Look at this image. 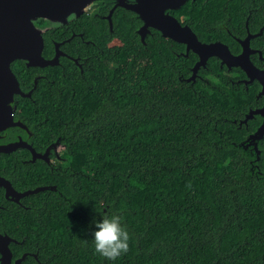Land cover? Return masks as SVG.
Returning <instances> with one entry per match:
<instances>
[{
  "label": "trees",
  "instance_id": "1",
  "mask_svg": "<svg viewBox=\"0 0 264 264\" xmlns=\"http://www.w3.org/2000/svg\"><path fill=\"white\" fill-rule=\"evenodd\" d=\"M97 3V16L84 12L42 34L44 59L52 55L51 41L77 53L65 41L70 28L101 41L96 56L85 51L82 73L67 59L43 69L10 64L21 92L31 91L29 98H13L21 119H13L14 127L29 128L33 147L46 148L39 156L63 146L54 164L17 168L26 189L53 190L29 195L12 212L0 210V227L14 240L11 258L24 255L20 264H264V137L258 154L244 148L262 118L242 123L262 106L260 85L244 83L240 68L220 67L214 58L187 82L195 54L186 57L182 44L154 29L141 42L140 20L123 8L114 10L110 27L98 17L110 4ZM168 14L200 42H220L233 54L246 28L262 29L251 44L264 57V0H188ZM112 40L117 45L107 48ZM252 63L264 71V61ZM104 215L119 216L129 236L128 251L115 260L95 253L91 243L92 221Z\"/></svg>",
  "mask_w": 264,
  "mask_h": 264
},
{
  "label": "water",
  "instance_id": "2",
  "mask_svg": "<svg viewBox=\"0 0 264 264\" xmlns=\"http://www.w3.org/2000/svg\"><path fill=\"white\" fill-rule=\"evenodd\" d=\"M100 1L114 2L107 16L109 22L112 12L117 7L134 13L142 22V26L136 30L141 42L148 35L149 29H154L159 32L161 38L185 45L186 52L191 51L195 54L197 61L187 82L194 81L198 69L205 67L209 58L218 59L220 66H225L228 70L240 68L247 78L244 83L256 81L260 85L258 96L263 97V103L261 108L249 111L242 123L254 115L262 118L261 125L248 137L244 145V148L252 146L255 153H259L256 144L264 137V71L256 68L248 59L250 54L248 39L261 33L238 40L242 48L239 55H232L228 47L220 42L202 43L187 25L182 26L167 13L180 9L188 0H133L130 4H126L124 0H0V131L19 126V123L13 121L14 95L29 98L31 94V91L26 94L21 92L10 64L21 60L25 62L27 68L53 67L58 65V59L63 55L57 49L59 44H55L54 56L49 60L42 57L44 47L42 34L46 30L36 27L35 22L41 18L61 23L71 16L77 19L86 11L88 5ZM109 26L111 27V22ZM17 145L0 146V153H8L18 147ZM46 189L53 190L37 188L21 196L36 194ZM10 242L14 241L0 235V264H11V252L8 247ZM24 257L23 255L15 260L13 264H20Z\"/></svg>",
  "mask_w": 264,
  "mask_h": 264
},
{
  "label": "flooded vegetation",
  "instance_id": "3",
  "mask_svg": "<svg viewBox=\"0 0 264 264\" xmlns=\"http://www.w3.org/2000/svg\"><path fill=\"white\" fill-rule=\"evenodd\" d=\"M101 2H105V1H101ZM107 2H108V4H110V7H109L107 13L103 16H98V17L99 18L102 17L103 20L106 22V24L109 25L110 22L107 19V16H108L111 8L114 5V2H111V1H107ZM127 2H128V4H130L133 2V0H127ZM97 4H98L97 2L92 4L85 11V13L93 14L94 17L97 16L96 13L93 11V7H95ZM117 8H120V7H117ZM117 8H115V10ZM89 10H91V12H89ZM113 12H112V14H113ZM112 14H111V17H112ZM111 17H110V20H111ZM76 20L77 19H74V17H71L66 24L60 25L58 27H67L70 25V23L72 21H76ZM139 22H140V24H139L138 28L142 26V22L141 21H139ZM181 25L183 26L184 24H181ZM47 30L48 29H46V31ZM151 30H153V29H149L148 35H146V37L151 34ZM261 30L262 29H259L256 33H250L248 31V29L246 28L245 34L241 37V39H239V38L235 39L236 43L238 45L239 51L235 54H233L231 52L230 53L232 55H239L242 51V48H241V45L238 42V40H244L247 36H253V35H256L258 33L262 34ZM69 31H70V37L68 39H66L65 41L69 42L70 40H72V46L75 48L74 50H77V53H74V55H69L66 52H64L63 49L61 48L64 41L60 42V43H57L55 41H51V44L53 47L52 55L49 58H47L46 60H49L54 56V54H55L54 45L59 44L57 49L63 55L59 57L58 65L53 66V67H60L61 66L60 61L62 59H67L72 64V66L79 71V73H82L83 68L88 66L87 60L89 59V57L87 56L85 51L88 50L89 54L96 56V51H97V49H99L98 45L101 44V41H99V42L96 41L98 43V45H96L92 40L85 39L81 32H74V30L72 28H70ZM261 34L259 36H261ZM259 36H256V37H259ZM256 37H250L248 39V48L250 50V54L248 55V59L250 60V62H252V60L254 58H257L258 60L264 61V57H263L261 51L259 49H257L253 44H251V42H253V40ZM115 45H117V42L115 40H112L106 44V47L112 48ZM183 46H184L183 53L184 54L186 53V57H187L188 54L192 53V52L191 51L186 52V46L185 45H183ZM79 53H82V56L78 55ZM195 57L197 59L196 55H195ZM214 59H216V58H214ZM218 63H220L219 60H218ZM44 68H49V66L44 67ZM50 68H52V67H50ZM41 69H43V68H41ZM24 94H25V92H24ZM16 97L23 98L20 95H14V98H16ZM13 119L15 121H19V122L21 121V119L16 117V106L15 105L13 106ZM24 126H25V129H22L20 127H9L5 131H0V146L18 144L17 145L18 147L12 149L8 153H0V210H4V211L9 210L10 212H12L13 206L23 207L22 202L24 201L25 198H27L29 196V195L21 196V194H23L27 191H31V190L26 189L27 185L25 184L23 174H18L19 172L17 171V168H30L28 166V164H34L37 161H41L42 163H45V164H47V163L54 164L56 160H60L59 152L63 149V146L61 144L57 143V144L53 145L51 147V150L48 152L47 157H45V156L43 158L39 157V155H42L46 151V148L43 151H37L33 147L32 143H30V137L32 136V134L30 133L29 128L26 125H24ZM54 146H59L61 148L57 152H55ZM10 156H12V157H10ZM9 158H11L10 163L7 160H4V159H9ZM9 218H14V217L10 216ZM0 235L12 239L10 233L6 229H4L3 227H0ZM11 244H14V242H10L8 247ZM14 261H15V259H13V257H12L11 258V264H13Z\"/></svg>",
  "mask_w": 264,
  "mask_h": 264
},
{
  "label": "clouds",
  "instance_id": "4",
  "mask_svg": "<svg viewBox=\"0 0 264 264\" xmlns=\"http://www.w3.org/2000/svg\"><path fill=\"white\" fill-rule=\"evenodd\" d=\"M91 243L94 252L100 256L115 260L128 251L129 236L120 217L117 215H104L100 219H93Z\"/></svg>",
  "mask_w": 264,
  "mask_h": 264
},
{
  "label": "rangeland",
  "instance_id": "5",
  "mask_svg": "<svg viewBox=\"0 0 264 264\" xmlns=\"http://www.w3.org/2000/svg\"><path fill=\"white\" fill-rule=\"evenodd\" d=\"M124 2L126 3V4H128V2H127V0H124ZM91 5H88L86 8H85V10H87L89 7H90ZM89 12H91V10H89ZM72 17V16H71ZM70 17V18H71ZM70 18H68L66 21H64L63 23H61L60 21H51V20H47V19H39V20H37V22L38 21H41L42 23H43V27L42 28H39V29H41V30H46V29H50V28H53V27H58V26H60V25H63V24H65L66 22H68V20L70 19ZM36 23V22H35ZM61 147H59V146H54V151L55 152H57L59 149H60Z\"/></svg>",
  "mask_w": 264,
  "mask_h": 264
}]
</instances>
